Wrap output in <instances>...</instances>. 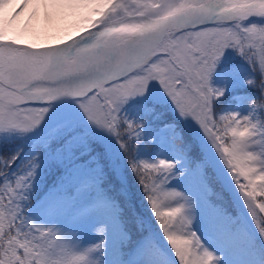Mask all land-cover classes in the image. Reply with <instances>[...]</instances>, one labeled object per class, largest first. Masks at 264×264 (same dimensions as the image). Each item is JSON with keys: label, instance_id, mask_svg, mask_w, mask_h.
Instances as JSON below:
<instances>
[{"label": "snow or ice", "instance_id": "1", "mask_svg": "<svg viewBox=\"0 0 264 264\" xmlns=\"http://www.w3.org/2000/svg\"><path fill=\"white\" fill-rule=\"evenodd\" d=\"M0 264H264V0H0Z\"/></svg>", "mask_w": 264, "mask_h": 264}, {"label": "rangeland", "instance_id": "2", "mask_svg": "<svg viewBox=\"0 0 264 264\" xmlns=\"http://www.w3.org/2000/svg\"><path fill=\"white\" fill-rule=\"evenodd\" d=\"M37 18L33 21V24L36 27L37 31L41 32V36L38 40L36 37L29 34L26 36V40L31 42L36 40L40 44H51L57 42V36H64L66 40L68 37L64 35L65 32H70L72 35H75L76 32L70 27L71 20H59L55 18V10L45 9L43 7L38 8ZM52 11V12H51ZM53 14V20L50 22L48 15ZM29 23V14L26 12L21 18L19 23V29L23 30L25 25ZM153 142L150 138V143ZM52 177H49L51 180Z\"/></svg>", "mask_w": 264, "mask_h": 264}, {"label": "bare ground", "instance_id": "3", "mask_svg": "<svg viewBox=\"0 0 264 264\" xmlns=\"http://www.w3.org/2000/svg\"><path fill=\"white\" fill-rule=\"evenodd\" d=\"M52 12V11H51Z\"/></svg>", "mask_w": 264, "mask_h": 264}]
</instances>
